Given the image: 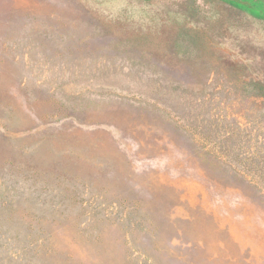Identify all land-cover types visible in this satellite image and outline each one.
Segmentation results:
<instances>
[{
    "label": "rangeland",
    "instance_id": "obj_1",
    "mask_svg": "<svg viewBox=\"0 0 264 264\" xmlns=\"http://www.w3.org/2000/svg\"><path fill=\"white\" fill-rule=\"evenodd\" d=\"M0 264H264V0H0Z\"/></svg>",
    "mask_w": 264,
    "mask_h": 264
},
{
    "label": "trees",
    "instance_id": "obj_2",
    "mask_svg": "<svg viewBox=\"0 0 264 264\" xmlns=\"http://www.w3.org/2000/svg\"><path fill=\"white\" fill-rule=\"evenodd\" d=\"M261 6H262V4H261Z\"/></svg>",
    "mask_w": 264,
    "mask_h": 264
}]
</instances>
